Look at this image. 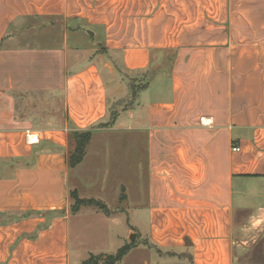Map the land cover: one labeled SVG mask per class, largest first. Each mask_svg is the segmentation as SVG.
<instances>
[{"label": "crops", "instance_id": "1", "mask_svg": "<svg viewBox=\"0 0 264 264\" xmlns=\"http://www.w3.org/2000/svg\"><path fill=\"white\" fill-rule=\"evenodd\" d=\"M122 216L160 259L264 261V0H0V264L106 259Z\"/></svg>", "mask_w": 264, "mask_h": 264}, {"label": "rangeland", "instance_id": "2", "mask_svg": "<svg viewBox=\"0 0 264 264\" xmlns=\"http://www.w3.org/2000/svg\"><path fill=\"white\" fill-rule=\"evenodd\" d=\"M95 41L97 42V40H95ZM141 85H142L141 83L133 85L134 86V92L136 89H139L141 87ZM130 100H131V98H130ZM139 161H140L141 172L143 173L145 170V166L143 165V153L142 152L139 155ZM71 202H72V208H73L76 205V201H75V199L72 198ZM75 221L76 220L71 221L72 230H74V227H76ZM83 223L86 224L83 227L84 228L83 230L85 233L84 242L86 241L85 245L87 246V248L94 247V245L99 244L100 241L97 239V237L94 234H92L89 231L93 228V225H91V224L87 225L86 221H83ZM128 226L129 225L127 224V219H125V216H122L121 218H119V220H117V222L113 225V228L115 229L116 235L110 243V249H109L110 251L108 252L109 256L116 257L118 250H119L118 248L121 249V247L124 245L122 248L129 247V250H131L132 248L134 250L136 248L135 251L137 253L141 252L143 255H146L147 259L151 260L150 264H191L189 259H187V260L186 259L185 260H181V259L166 260V259H162V258L160 259L159 255L163 256V254L161 252L156 251L152 247V245L149 244L148 240L145 239V236H146L145 231H144L145 229H143V227L141 228V231H142L141 234L140 233H129ZM131 226H133V225L131 224ZM132 234H136V239L133 242L130 240ZM248 249L251 250V248H248ZM103 257H104L103 255L93 256L90 254L88 256L87 261L83 264H93L94 262H97V261H98L97 262V264H98L99 262L103 261L102 260ZM253 261H254V259H249L247 264H252L251 262H253ZM71 262H72V264H76V262H77V259L73 256V254L71 256ZM256 264H264V261H261V262L259 261Z\"/></svg>", "mask_w": 264, "mask_h": 264}, {"label": "trees", "instance_id": "3", "mask_svg": "<svg viewBox=\"0 0 264 264\" xmlns=\"http://www.w3.org/2000/svg\"><path fill=\"white\" fill-rule=\"evenodd\" d=\"M71 138L73 143V150L70 154L69 163L71 168H75L84 160L88 144L90 143V140L92 138V133L75 132L72 134ZM71 198L75 199L76 201V205L72 208V211L74 212H77L80 209V207L83 205L95 206L96 208L106 213L110 212L109 209L103 203L94 200L79 199L76 193H72ZM128 251H129V247L121 248L118 251L116 257L108 256L106 259L103 258L102 260L104 261L105 264H116L123 259V257L128 253ZM97 262H94L93 264H97Z\"/></svg>", "mask_w": 264, "mask_h": 264}, {"label": "water", "instance_id": "4", "mask_svg": "<svg viewBox=\"0 0 264 264\" xmlns=\"http://www.w3.org/2000/svg\"><path fill=\"white\" fill-rule=\"evenodd\" d=\"M85 32L88 33L89 35L94 34L93 32H91L89 30H85ZM135 239H136V234H132L130 240L133 242V241H135Z\"/></svg>", "mask_w": 264, "mask_h": 264}, {"label": "built area", "instance_id": "5", "mask_svg": "<svg viewBox=\"0 0 264 264\" xmlns=\"http://www.w3.org/2000/svg\"><path fill=\"white\" fill-rule=\"evenodd\" d=\"M233 151H240V148H239L238 146H235V147L233 148Z\"/></svg>", "mask_w": 264, "mask_h": 264}]
</instances>
